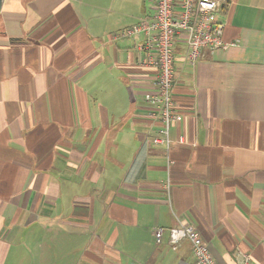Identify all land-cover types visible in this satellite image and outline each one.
I'll use <instances>...</instances> for the list:
<instances>
[{
	"label": "crops",
	"instance_id": "0c3cea01",
	"mask_svg": "<svg viewBox=\"0 0 264 264\" xmlns=\"http://www.w3.org/2000/svg\"><path fill=\"white\" fill-rule=\"evenodd\" d=\"M154 0H2L0 264H264V0H225L223 46H173L169 164L143 97ZM180 138L183 143H178ZM163 229L157 240L155 229Z\"/></svg>",
	"mask_w": 264,
	"mask_h": 264
},
{
	"label": "built area",
	"instance_id": "2783aa9c",
	"mask_svg": "<svg viewBox=\"0 0 264 264\" xmlns=\"http://www.w3.org/2000/svg\"><path fill=\"white\" fill-rule=\"evenodd\" d=\"M225 0H154V14L150 19L141 20L128 29L114 34L113 38L144 37V57L140 64L156 69L151 85L154 93L146 95L145 101L150 105L149 116L160 123V131L151 142L164 146L169 164L171 140L170 128L173 122L180 121L175 116L173 96L171 93L175 78L173 46L179 37L186 44L184 61L194 66L204 51L214 52L222 47L224 23L220 20V9ZM180 138L178 143H183ZM163 229L157 227L154 237L158 240ZM190 245L192 257L196 264H217L207 244L191 225L179 222L168 230V241L175 248L181 241ZM250 255L244 254L240 264H250Z\"/></svg>",
	"mask_w": 264,
	"mask_h": 264
},
{
	"label": "rangeland",
	"instance_id": "374dc122",
	"mask_svg": "<svg viewBox=\"0 0 264 264\" xmlns=\"http://www.w3.org/2000/svg\"><path fill=\"white\" fill-rule=\"evenodd\" d=\"M199 60V59H198ZM145 97H146V95L143 97V99H144V101H145ZM145 103H147L146 101H145ZM147 105H149L148 103H147ZM149 107H150V105H149ZM173 111H174V113H175V108H173ZM177 113V112H176ZM175 116H181V115H179L178 113L177 114H175Z\"/></svg>",
	"mask_w": 264,
	"mask_h": 264
},
{
	"label": "water",
	"instance_id": "95a60500",
	"mask_svg": "<svg viewBox=\"0 0 264 264\" xmlns=\"http://www.w3.org/2000/svg\"><path fill=\"white\" fill-rule=\"evenodd\" d=\"M2 0H0V7H1Z\"/></svg>",
	"mask_w": 264,
	"mask_h": 264
}]
</instances>
